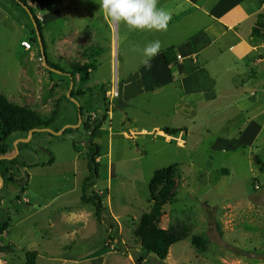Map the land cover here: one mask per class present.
Masks as SVG:
<instances>
[{"label":"rangeland","instance_id":"rangeland-1","mask_svg":"<svg viewBox=\"0 0 264 264\" xmlns=\"http://www.w3.org/2000/svg\"><path fill=\"white\" fill-rule=\"evenodd\" d=\"M251 2L260 7L258 0ZM30 8L39 19L36 7ZM253 24L254 19H249L242 26V34L251 30ZM22 27L26 29V34L29 32L31 35L34 31L36 35L31 18L19 3L0 0V93L12 104L27 107L42 119H51L52 131L77 125L72 124L75 119L66 112L74 107L77 110L85 108V105L73 98L74 102L65 97L62 99L53 119L52 110L39 111L47 96L53 107L56 92H48L47 87L51 85V90L55 88V80L61 72L59 69L57 72L49 71L43 66L38 43L29 56L19 58L15 55V48H18L23 35ZM242 37L247 39L246 35ZM50 39L53 40V36ZM249 41L264 45V38L252 37ZM223 44L228 45L225 39ZM224 45L220 44V47ZM45 46L46 57L54 66L51 46ZM119 47L121 50L120 43ZM261 53L264 62L263 49ZM121 56L125 58L122 51ZM106 61V58L99 61L103 66L94 69V80L110 83L116 79L119 82L126 72L132 70L122 67L121 63L115 64L114 58L110 67ZM244 61L232 67L230 77L222 72V68L210 69L217 75L223 89L229 86L232 90L228 94L220 93V98L212 106H202L191 126L192 130H189L192 135L183 152L175 148L174 143L184 145L179 137L175 138L176 135L173 140L165 133L162 140L153 133L146 140L136 139L135 142L128 141L122 134L117 135L116 132L122 131L129 134V124L137 128L162 124L161 117L160 121L157 116L146 117L137 107L128 112L127 119L115 116L112 122L107 120L102 124L103 130L98 131L93 139L98 144L101 157L95 190L102 191L107 186L110 190L100 194L105 210L101 212L99 222L94 217V208L81 203V188L88 177L85 157L89 139L82 124L97 121L94 114L83 117L80 126L74 129L78 130L76 133L51 135L38 132L27 144H15L21 138L11 136L7 145L12 153L10 157L16 160L11 166L3 164L5 168H17L19 172L15 173L18 176L13 177L11 182L7 178L3 180V168L0 166V181H4L0 190V221L8 226L7 231L0 234V245L4 246L0 250V264H23L27 252H37L41 256L36 264H137V259H142V264H157L151 255L141 251L134 231L141 216L152 207L148 184L153 173L170 166L176 168V201L164 207L159 227L166 230L177 224L187 225L191 228V236L205 240L206 245L202 251H196L191 237L187 238L170 248L164 264H264V64L250 66L254 73L251 77L250 74H243ZM56 64L63 69V63ZM71 84L73 87V82H70L69 88ZM252 94H255V103L251 109L241 110L243 103L234 107L237 100ZM92 98L90 106L94 112L96 104L102 105V102L99 99L97 103L95 95ZM143 105V99L135 104ZM65 121H71V124L67 122L68 125L62 127ZM251 121L259 130L252 133L251 139L254 135L255 138L250 144L246 139L249 145L239 135L238 143L241 141L243 144L233 156L232 153L219 154L211 150L210 144L216 138L230 136L234 139L238 127L245 128ZM108 157L113 161L115 174L111 184ZM52 158L51 167L30 169L27 186L28 174L22 171V165L28 167L31 165L29 161L42 163ZM176 162L184 164L182 172L173 165ZM28 193L33 197L35 206L46 208L32 210L29 215L31 209L21 202V199L29 198ZM51 200L56 201L47 208L46 204ZM65 210L76 213L75 216L80 215L81 223L79 230L67 236L63 227L68 221V217L66 220L64 217L67 214ZM46 240L49 243L43 242ZM39 248L48 249L49 253L45 254ZM86 252L89 257L82 260L79 256ZM65 254L69 256L63 257Z\"/></svg>","mask_w":264,"mask_h":264},{"label":"crops","instance_id":"crops-1","mask_svg":"<svg viewBox=\"0 0 264 264\" xmlns=\"http://www.w3.org/2000/svg\"><path fill=\"white\" fill-rule=\"evenodd\" d=\"M24 1L27 2L29 7H36L39 11L38 20L44 46L45 44L51 46L50 51L55 61L53 64L61 72L55 80V88L51 90V85L47 87L48 92H56L53 107L51 99L47 96L44 98V104L42 103L39 107V111L52 110L50 114L57 115V109L62 103V99L64 97L65 99L73 98L84 104L85 108L77 110L74 107L66 112L68 116L75 119L72 124L78 123V112L81 113V120L83 117L94 114L95 118L98 119L96 121V126H99L98 131L103 130L102 124L104 122L107 120L112 122L115 116H123L127 119L128 112L134 110L135 107L143 112L146 117L157 116L158 121H160V117L162 118V124H156L153 127L137 128L129 124V134L124 131L116 132L117 135L122 134L128 141L130 139L134 142L136 139L143 141L153 133L163 140L162 135L165 134L163 129L167 128L177 131L176 136H174L175 138L179 137V141H183L184 145L179 143L178 145L174 143V145L176 150L183 152L186 150L189 136L192 135L189 130H192L191 126L194 125V119L202 110V106H212L220 98V93L224 95L232 90L229 86L223 89L218 83L217 75L210 69L222 68V72L230 77L232 76V67L239 66L238 62L245 60L242 64L245 70H243V74H250L251 77H254V73L249 67L264 64L261 53L262 49L264 50V45H256L249 41L252 38L253 28L242 34V26L253 18L254 24L252 27H254L257 17L262 14L264 4L261 0H258L260 7L253 5L252 0H158L157 6L171 13V20L165 31H138L131 30L124 24H114L100 6L101 0ZM25 30L22 27L21 33L23 35L19 40L18 48H15L14 52L19 58L29 56L35 50L33 42H31L32 49L30 51H25L20 46L22 40L31 37L29 32L28 34L25 33ZM243 35H246L249 40L243 38ZM52 36L53 40L50 39ZM224 39L228 43L227 46L223 44ZM157 40L161 43V50L151 60L150 66H147L145 64L147 58L143 53V49L150 42ZM119 43L121 44V50ZM220 44L224 45V48L220 47ZM172 48L175 50L171 58L173 64L167 67L163 59V53ZM121 51L125 53V58H122ZM104 58H106L109 67L114 58L115 64L116 62L118 65L121 63L122 67L132 70L126 72L119 82L116 79L111 80L110 83L107 80H94V69L103 66V64H99V61ZM56 62L59 65L64 64L62 70ZM71 63L88 68V79L83 81L82 75L73 73ZM214 65L217 66L214 67ZM70 82H73L72 97H70L71 91L69 92ZM49 84H52V82L49 81ZM114 92L116 93L115 97L113 96ZM93 95H95L97 103L99 99L102 102V105L96 104L94 112H92L90 106L91 100L94 99L92 98ZM254 95L252 94L251 97L246 98L242 97L241 101L237 100L235 102L234 107H240V103H243L241 110L251 109L255 103ZM139 99L144 100L143 106H135ZM67 122L71 124V121H65L62 127L68 125ZM67 128V126L64 127V129ZM258 130L259 127L251 121L245 128L240 129L238 127L237 136L234 138L236 141L230 136H220L210 144V148L219 154L227 152L232 153L231 156H233L238 151L240 144H243L241 141L238 143L239 135H241V140L244 139L247 143V139L250 144L255 138L254 135L251 139L252 133ZM56 131L59 130L54 132ZM240 131H242L241 134H239ZM114 135H112V138ZM14 136H19L18 138L21 139L27 137V135L21 134H14ZM166 136L168 135L166 134ZM174 136L169 135L171 138ZM173 140L175 139L173 138ZM249 144L247 143V145ZM96 146L98 147V144ZM108 153H110V149H108ZM11 155L12 153L9 152L6 157ZM29 162L31 165L28 167L22 165V171L28 174L27 186L31 177L30 169L38 166L51 167L54 159L43 160L42 163ZM96 162L98 165L100 164V154ZM3 163L9 164V161H0V166L3 168L1 178L3 180L7 178L11 182L13 177L18 176H15V173L19 171L16 170L17 168H5ZM108 164V177L111 184L115 174L112 169L113 161L109 157ZM9 165L11 166V164ZM173 165L178 167L179 172L182 167H185L182 162H176ZM98 177L96 181H98ZM3 182L0 181V190L4 187ZM95 185L96 182L93 184L92 190L98 195L106 191L108 193L110 190L107 186L106 189L97 191ZM23 193H25V190H23ZM28 195L29 198H23L21 202L26 204L28 209H31L29 215L33 212L32 210L42 211L46 208L35 206L33 197H30L29 193ZM55 201L48 202L46 204L47 208ZM17 202H20V198H17ZM65 212L67 214L64 217L65 220L68 217V221H65L63 227L65 236H67L70 232L74 233L79 230L81 223L79 221L80 215L75 216L76 213L70 210H65ZM2 223L6 222L0 221V224ZM43 242L49 243L48 240ZM3 248L4 246L0 245V250ZM70 249L67 248L66 250ZM40 251L45 254L49 253L48 249H40ZM67 256L69 255L65 254L63 257ZM40 257L37 253V259ZM79 257L84 260L88 259L89 255L86 252Z\"/></svg>","mask_w":264,"mask_h":264},{"label":"trees","instance_id":"trees-1","mask_svg":"<svg viewBox=\"0 0 264 264\" xmlns=\"http://www.w3.org/2000/svg\"><path fill=\"white\" fill-rule=\"evenodd\" d=\"M17 1L23 4L32 15V18L37 25L45 51L39 21L36 18L35 12L28 6L26 1L13 0L15 3H18ZM261 2L264 4V0H261ZM252 37L264 38V8L262 14L257 17V22L252 29ZM30 41L34 44L37 43V37L34 31L31 32ZM174 53L175 50L173 48L164 51L163 59L167 67L173 64L171 58ZM46 61L48 67L57 70L47 57ZM71 69L73 70V73L82 75L83 81L88 79V68L81 67L78 64H71ZM72 95L73 91H71L70 97H72ZM54 117H56V114L51 116L52 119ZM50 120L40 118L35 111L27 107L12 104L3 94L0 93V157H6L10 152L7 143L12 135L21 134L26 136L31 130L50 128ZM82 129L88 134L89 139L86 145L87 153L85 157L87 161L88 177L84 180L81 188V203L86 205L89 204L94 208V217L96 218V221L99 222L101 212L105 210L103 206V197L91 190L98 176L99 165L96 160L99 157V148L94 144L93 139L98 132L99 126H96V121L93 123L87 121L82 124ZM163 130L167 135L174 136L177 134V131L175 130H169L167 128ZM77 131L78 130L67 129L63 135L76 133ZM15 160L9 162V164L14 165L13 163ZM176 187L177 178L175 166L163 168L153 173L148 184L152 207L149 212L141 216L139 225L134 231V237L139 241L141 251L151 255L157 264H164L170 248L187 238L191 237L192 247L196 251H202L206 245L205 240L196 236H191V228L187 225L177 224L166 230L159 227L160 220L164 215V207L174 204L176 201ZM7 228V223L0 224V234L7 230ZM36 260V252H27L25 253L23 264H36ZM136 262L137 264H142L143 260L137 259ZM146 263H149V261Z\"/></svg>","mask_w":264,"mask_h":264},{"label":"clouds","instance_id":"clouds-1","mask_svg":"<svg viewBox=\"0 0 264 264\" xmlns=\"http://www.w3.org/2000/svg\"><path fill=\"white\" fill-rule=\"evenodd\" d=\"M158 0H101V7L114 24H124L131 30L165 31L171 20V13L159 8ZM159 40L150 42L143 49L147 58L145 64L160 52Z\"/></svg>","mask_w":264,"mask_h":264},{"label":"water","instance_id":"water-1","mask_svg":"<svg viewBox=\"0 0 264 264\" xmlns=\"http://www.w3.org/2000/svg\"><path fill=\"white\" fill-rule=\"evenodd\" d=\"M17 2H18V1H17ZM18 3H19V2H18ZM19 4H20V5L26 10L27 14H28L29 17L31 18V20H32V22H33V25H34V27H35V30H36V37H37V43H38V47H39V50H40V55H41V58H42L43 66H44L47 70H49V71L57 72V71L54 70L53 68L47 66L46 55H45V51H44V48H43V44H42V41H41V38H40V34H39V32H38V29H37V25H36V23L34 22V20H33V18H32V15L30 14L29 10H28L23 4H21V3H19ZM71 89H72V84H71V87L69 88V92L71 91ZM69 99H71V98H69ZM71 100H72V99H71ZM72 101L74 102V100H72ZM81 123H82V120H81V113L78 112V123H77V125H75V126H69L67 129H72V130H73V129H77V128L80 126ZM64 130H66V129H63L62 131H59V132H54V131H52V130L49 129V128L34 129V130H31V131L28 132V134H27V135H28L27 138H25V139H18V140L16 141V144H17V143H22V144H27V143H29V142H30V139L33 137V135H34L35 133H38V132L49 133V134H51V135H62L63 132H64ZM16 151H17V153H18V149H16ZM2 160L12 161V160H14V157H0V161H2Z\"/></svg>","mask_w":264,"mask_h":264},{"label":"built area","instance_id":"built-area-1","mask_svg":"<svg viewBox=\"0 0 264 264\" xmlns=\"http://www.w3.org/2000/svg\"><path fill=\"white\" fill-rule=\"evenodd\" d=\"M20 46L23 48V50L30 51L32 49L30 38L22 40ZM113 96H116L115 92L113 93ZM110 248L113 247L111 246Z\"/></svg>","mask_w":264,"mask_h":264},{"label":"flooded vegetation","instance_id":"flooded-vegetation-1","mask_svg":"<svg viewBox=\"0 0 264 264\" xmlns=\"http://www.w3.org/2000/svg\"><path fill=\"white\" fill-rule=\"evenodd\" d=\"M20 135V134H19ZM25 138V137H24ZM13 161V160H12ZM9 162H11V161H9Z\"/></svg>","mask_w":264,"mask_h":264},{"label":"bare ground","instance_id":"bare-ground-1","mask_svg":"<svg viewBox=\"0 0 264 264\" xmlns=\"http://www.w3.org/2000/svg\"><path fill=\"white\" fill-rule=\"evenodd\" d=\"M115 97V96H114Z\"/></svg>","mask_w":264,"mask_h":264}]
</instances>
